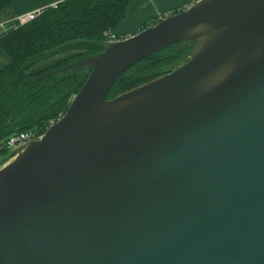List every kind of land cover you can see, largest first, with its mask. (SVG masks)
I'll use <instances>...</instances> for the list:
<instances>
[{"label": "water", "instance_id": "water-1", "mask_svg": "<svg viewBox=\"0 0 264 264\" xmlns=\"http://www.w3.org/2000/svg\"><path fill=\"white\" fill-rule=\"evenodd\" d=\"M178 43L185 63L107 99ZM101 45L55 72L91 69L0 169V264H264V0H204Z\"/></svg>", "mask_w": 264, "mask_h": 264}, {"label": "trees", "instance_id": "trees-1", "mask_svg": "<svg viewBox=\"0 0 264 264\" xmlns=\"http://www.w3.org/2000/svg\"><path fill=\"white\" fill-rule=\"evenodd\" d=\"M131 1L65 0L43 9L23 26L15 27L10 21L0 28V48L11 60L0 70V158L9 154L4 143L11 136L43 135L51 121L65 114L91 69L55 72L103 52L104 32L113 33ZM10 5L11 0H0V11ZM195 44V40L189 42ZM182 46L178 43L134 65L117 79L107 99L169 72L164 68L190 52V48L180 50ZM61 55L66 57L35 70Z\"/></svg>", "mask_w": 264, "mask_h": 264}, {"label": "crops", "instance_id": "crops-1", "mask_svg": "<svg viewBox=\"0 0 264 264\" xmlns=\"http://www.w3.org/2000/svg\"><path fill=\"white\" fill-rule=\"evenodd\" d=\"M63 1L65 0H11V5L0 11V28L3 27L5 23L13 21L21 14L37 9H45ZM192 1L193 0H132L126 10L125 18L115 28L113 33L119 38L132 36L143 28L152 25L158 13L182 9ZM64 57L65 55H61L47 60L38 68L51 66ZM10 62V58L0 48V70L9 65Z\"/></svg>", "mask_w": 264, "mask_h": 264}, {"label": "built area", "instance_id": "built-area-1", "mask_svg": "<svg viewBox=\"0 0 264 264\" xmlns=\"http://www.w3.org/2000/svg\"><path fill=\"white\" fill-rule=\"evenodd\" d=\"M202 1H204V0H193L189 5L183 7L182 9H179V10H176V11H172V12L158 13L156 15L154 23L152 25L157 24L160 21H162V20H164V19H166V18H168V17H170L172 15H175V14H177L179 12H183V11L189 9L190 7H192L193 5L201 3ZM56 5L57 4H54L51 7H55ZM42 11H43V9H37V10L31 11V12H27V13L19 15L18 17H16L13 20L14 26L15 27L23 26V25L33 21L34 19H36L42 13ZM103 36L105 38V42L106 43H114V42H118V41H122V40L126 39V38H123V37H120V38L116 37L115 34L112 33L111 31L104 32ZM55 122H57V121H51L49 123V127H51ZM42 136L43 135L37 136L34 133H21V134H18V135H14V136H11L9 139H7L5 141L4 147L7 148V149H10V148H13V147L14 148H18V147L20 148V147H23V146L27 145L30 142H34V141L40 140Z\"/></svg>", "mask_w": 264, "mask_h": 264}, {"label": "rangeland", "instance_id": "rangeland-1", "mask_svg": "<svg viewBox=\"0 0 264 264\" xmlns=\"http://www.w3.org/2000/svg\"><path fill=\"white\" fill-rule=\"evenodd\" d=\"M188 56H189V53L186 55V57L184 58V59H180V60H178L177 61V64L175 63V64H171V65H169L168 67H166V68H164V69H166L167 71H171V70H173L174 68H176V67H178V66H180V65H182L183 63H185L187 60H188ZM65 57H66V55H65ZM40 65H42V64H40ZM40 65L39 66H37L36 67V69L38 68V67H40ZM42 68H44V67H42ZM39 69H41V68H38L37 70H39ZM139 87V86H138ZM136 88V87H135ZM14 149H19V147L18 148H10L9 150V154L7 155V156H5V157H3V158H0V169L2 168V167H4L5 165H7L8 163H10L14 158L11 156V153H12V151L14 150Z\"/></svg>", "mask_w": 264, "mask_h": 264}, {"label": "flooded vegetation", "instance_id": "flooded-vegetation-1", "mask_svg": "<svg viewBox=\"0 0 264 264\" xmlns=\"http://www.w3.org/2000/svg\"><path fill=\"white\" fill-rule=\"evenodd\" d=\"M167 70H165L164 72H166Z\"/></svg>", "mask_w": 264, "mask_h": 264}]
</instances>
